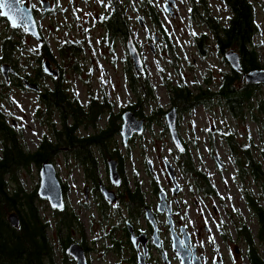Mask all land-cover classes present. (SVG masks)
Masks as SVG:
<instances>
[{"label": "rangeland", "instance_id": "rangeland-1", "mask_svg": "<svg viewBox=\"0 0 264 264\" xmlns=\"http://www.w3.org/2000/svg\"><path fill=\"white\" fill-rule=\"evenodd\" d=\"M51 1L54 11L43 16L40 10V0H27L29 6L38 9L37 21L40 31L54 52L57 60L55 62L65 70L64 84L71 97L77 98L82 106L86 107L93 99L98 102L106 100L113 106L114 114L120 113L122 108L136 105L138 98L130 88L124 69L125 57L129 55L127 43L123 44L120 38L114 42L112 48L104 43L106 30L101 24V16L109 11L114 0ZM116 1L130 6L126 15L132 25L131 34L141 51L146 66V73L143 75L154 90L153 97L143 98L142 109L147 117H150L154 110L163 109L166 111L174 106L171 100L173 87L185 85L193 92H196V87L199 85L213 89L216 88L221 77L225 73H229L230 65L218 56L214 43H210L213 49L206 58H201L197 53L194 45L195 35L202 32L209 33V29L198 17L193 19L189 17V8L193 3L196 4L201 0H175V16L162 10V4L167 3V0H149V6L159 11L160 17L165 21L169 30L170 38L175 45L173 56L177 58L175 59L176 67L169 61L171 57L165 48L166 44L163 38L156 51H152L150 44H154L153 38L156 31L149 23L146 14L147 9L140 5L141 0ZM204 1L209 7L210 14L226 24L230 18V10L225 5L224 0ZM249 1L253 4L256 12L255 18L260 24L259 32L254 40L260 50L261 64L264 65V0ZM139 17L145 19L150 34H146L145 28L139 25ZM4 36H12L19 43V46L25 47L24 52L18 51L16 53L17 58L22 55V58L18 59L19 69L17 71L23 76L27 74L28 79L38 83L34 77L37 64L34 58L30 60L27 55V53L30 54L34 51L38 41L29 35L24 28H13L7 19L0 16V39ZM71 41L79 43L84 48V52L76 58V61L81 65L80 70H76L74 67V60H65L58 51L60 45L68 44ZM130 60L132 62V59ZM132 67L135 71L133 62ZM138 75L140 76V74ZM10 77L12 78V74ZM206 77L210 79L207 84L205 82ZM4 79L5 77L0 70V81ZM45 83L50 85V80L45 81ZM6 84L7 87L3 90L5 96H0V109L19 133L20 141L26 149L35 151L44 138L53 142L54 129L61 128L59 116L44 108L45 105L39 102L38 92L25 86L20 87L12 79H9ZM261 87L264 88V86ZM142 95L144 96V94ZM106 119L107 116L103 115L98 120L100 128L106 126ZM160 120L162 123L153 121L143 134L135 135L130 140L126 149L123 147V153H126L125 170L127 175L130 177L133 171H137L138 178L146 183L145 181L149 176L147 164L150 162L153 165V174L161 182H164L167 176L165 161L168 160L181 172L179 180L182 185L188 186V181L195 178L192 173L181 170L179 163L183 161L182 153L174 146L169 132L165 129V115ZM178 128L184 140L189 142L188 152L192 155L193 166L209 177L208 181L215 192L207 193L204 191L202 193L203 191H200L198 194L195 191L189 192L188 187L182 192L181 199L189 209L190 231L193 235L202 238L203 241L213 240L215 245L221 247L225 257H228V251L222 242L221 235L222 233H230L232 238L230 253L234 256L235 263L239 261L240 264H250V261L247 260L244 239L238 231V225L245 223L255 236L259 226L252 207L247 202L243 188L250 190L255 196H260L264 190L262 184L254 181L252 177L248 176L244 180L242 179L241 167L236 160H243L245 151L248 149L254 158L264 162L262 157L264 152V125L248 117L236 119L217 101H213L209 106L206 104L199 105L189 111L182 112ZM79 130L80 135L94 132L93 129L86 130L84 126H80ZM222 133L234 136L237 143L235 148L229 145L226 136H222ZM120 138L117 136L114 140L122 144ZM215 156H218L225 164L223 168L218 167ZM52 163L55 165L62 183L67 185V205L80 212L84 231L89 241L92 242L98 233L90 229L88 211L79 207L80 200L83 199V184L86 181L83 166H80L78 159L67 148L61 149V152L53 158ZM20 180L27 191L33 192L40 182V168L33 164L30 168L21 170ZM38 205L44 218L55 222L57 219L56 210L50 206L48 200L39 198ZM205 225L209 227L208 233H205ZM50 234L54 235L53 242L56 247L57 264H74L70 260L72 257L68 254L70 259L63 262L62 249L58 244L59 241L54 229L50 231ZM73 234L76 235V232ZM235 245L241 248L240 256H236ZM208 256L213 257L214 261L215 257L212 253L209 252ZM113 263L114 261L108 256L95 260L94 264ZM208 264L212 263L209 262ZM227 264L233 263L228 261Z\"/></svg>", "mask_w": 264, "mask_h": 264}, {"label": "trees", "instance_id": "trees-1", "mask_svg": "<svg viewBox=\"0 0 264 264\" xmlns=\"http://www.w3.org/2000/svg\"><path fill=\"white\" fill-rule=\"evenodd\" d=\"M140 2V5L147 9L146 12L154 17V7L149 6L150 1L141 0ZM224 2L231 11V16L226 24L210 14L209 7L204 0L195 4L196 8H193L194 18L196 16L203 17L200 6L208 10L209 16L204 19V22L210 33L202 32L195 35L194 45L198 55L201 58H206L213 49L210 43H214L217 54L223 57L226 64L228 63L225 54L229 50L238 52L241 58V70L237 71L229 66V73H225L220 82L217 83L216 88L213 89L199 85L196 87V92H193L185 85L173 87L171 100L180 113L189 111L199 105L206 104L209 106L213 101H217L234 118L245 119L248 117L264 125V88L261 87L264 85L249 84L243 80L245 73L256 69H264V65L261 64L259 47L254 40L259 32L260 24L255 18L256 12L249 0H224ZM129 8V5L114 0L109 11L101 16V24L106 30L104 43L110 48L114 46L117 39H122L124 44L131 37L132 25L126 15ZM149 14L148 16H150ZM155 16L159 21L156 13ZM204 16L206 15L204 14ZM156 25L163 32L165 48L171 57L169 61L176 67L175 59L177 58L173 56L175 45L170 38V34L162 24L157 23ZM0 43V64L10 63L16 69H19L18 59L22 58V55L17 58L16 53L18 51L24 52L25 47L19 46V43L12 36L1 37ZM58 51L65 60L75 61L74 67L76 70L81 69V65L76 61V58L84 52V48L79 43L73 41L68 44L63 43L58 47ZM27 55L30 60L34 58L37 64L36 74L34 75L37 82L44 75L43 61L49 59L57 62L46 38L38 42L34 51L30 54L27 53ZM130 59L129 55H126L124 69L130 88L137 95L138 102L136 105L123 109V112L131 110L136 115L144 117L143 98L153 97L154 90L145 75L133 71ZM64 72L63 69V74ZM53 80L54 84L51 87L43 92H38L39 102L45 105L44 108L48 109L50 113L55 112L61 120V128L54 129L53 142L44 138L35 151L26 149L20 141L19 133L0 109V264H57L56 247L53 242L54 235L50 234L52 229H54L59 241L58 244L62 249L63 262L70 259L66 253V248L77 241V234H81L80 237L85 238L80 215L74 209L66 206L63 210L55 211L57 214L55 222L45 219L38 205L37 190L39 184L33 192L27 191L20 180V172L28 167L30 168L33 164L40 168L46 160L53 162V158L61 152V149L67 148L75 155L79 163L86 168L88 176L97 178L98 163L94 158L95 147L98 144L104 145L108 141L110 142L120 132L118 121L121 114H114L113 106L106 100L98 102L93 99L88 107L82 106L77 98L71 97L68 93V89L64 84V76L61 75ZM209 80V78H205L206 84ZM6 87V80L0 81V96H5L3 90ZM261 89L263 90L259 91ZM255 97L258 99H255ZM103 115H106L110 121L104 129L98 126V120ZM161 115H165L163 109L154 110L153 114L147 117L148 127L153 121L162 123V120H160ZM80 126H84L86 130L93 129L94 132L80 135ZM165 129L167 130L166 125ZM222 136H226L229 145L235 148L237 143L232 134L222 133ZM101 152L105 154L103 150ZM181 155L183 156L182 163L177 160L181 170L192 173L200 188L205 192H213V187L208 181L209 177L193 166L192 155L189 152ZM262 157L264 159V152ZM236 162L241 167L242 179L244 180L248 176L252 177L254 181L262 184L264 190V162L254 158L248 149L245 151L243 160L237 159ZM243 191L248 204L252 207L259 227L256 236L253 235L245 223L238 225V231L244 239L246 255L250 264H264V192L262 191L260 196H255L250 190H245V187ZM129 194L131 198H137L141 194L139 183L136 184L134 189L129 190ZM15 211L21 219L19 227L13 226L8 220L9 214ZM74 232H76V235L73 234ZM70 260L74 262L73 259Z\"/></svg>", "mask_w": 264, "mask_h": 264}, {"label": "flooded vegetation", "instance_id": "flooded-vegetation-1", "mask_svg": "<svg viewBox=\"0 0 264 264\" xmlns=\"http://www.w3.org/2000/svg\"><path fill=\"white\" fill-rule=\"evenodd\" d=\"M41 1L42 0H40V3ZM175 8V0L170 2L169 6H166V2L162 4V10L172 16H175ZM193 8H196L194 3L189 8V17L191 19L194 18ZM200 9V12L203 13V17L200 16L201 19L198 16L196 17H198L201 22H204V19L209 16L207 14L208 10L204 7H200ZM34 10L37 16L38 9ZM53 11L52 5L49 11L43 13V16ZM155 13L158 15L159 21H157ZM146 14L150 25H152L151 27L156 31V35H154L153 38L154 44H150V47L154 45L156 50L163 38V32L156 24H162L168 33L169 30L166 27L165 21L160 17V13L157 9L154 8V17L148 12ZM148 14L150 16H148ZM204 14L206 16H204ZM140 25L142 28H145L146 34H150V29L146 27L147 24L144 18L143 23ZM208 32L210 33V30ZM156 37L158 38L155 41ZM221 59L223 60V57ZM45 61L46 60H44L43 63ZM43 63L42 68L44 75L39 79L38 83L28 79L29 76L27 74L26 76L21 75L14 65L13 69L17 74H12V78L10 77V79L15 80L16 84L23 87L22 78H26L32 83L38 84L40 87L39 91L43 92L54 84V78L60 77L61 75L64 76L63 68L56 62L51 61L52 67L56 68L59 72L57 75L47 74L44 70ZM47 80H50V85H46L45 81ZM119 114H121V118L118 121L120 132L117 136L121 137L122 144L114 140L117 137L115 136L111 139L112 141H108L104 145H96L94 158L98 163L96 169L98 177L88 176L86 168L80 164V166H83V173L85 174L86 181L83 184V199L80 200L79 207L88 211L90 216V229L98 233L92 242L89 241L85 231V238L80 237L81 234H77L76 242L84 246L89 264H94L95 260L107 258L108 256L114 261L113 264H183L173 247V239H177L178 237L181 241H184L183 246L188 250L185 251L186 258L189 257L190 264H208L209 262L212 264H227L228 261L234 264L235 258L230 253V249L232 248L230 233H222L221 235L222 242L228 251V257H225L221 247L215 245L213 240L203 241L202 238L193 235L190 231L188 221L189 209L187 204L181 199V194L187 187L189 192L195 191V193L199 194L200 191H203L202 193H204V190L200 188L195 177V179L188 181V186L182 185L179 180L181 172L176 167L178 171V185H175L165 166V173L167 176L165 177L166 180L164 179V182H161L159 178L153 174V165H150V162L147 164V174L149 176L147 181H145L146 183H143L140 178H138L137 171H133L130 177L127 175L125 170L126 153H123V147L126 149L129 144H123V136L121 133L123 109ZM137 117L140 119L144 118L145 127L148 126L146 115L144 117L137 115ZM109 123L110 121L107 118L104 128H106ZM184 142L187 149L183 153H186L189 151V142ZM101 150H103L105 154H102ZM215 159L218 167L223 168V165H219L217 156H215ZM112 172L117 174L112 176ZM137 183L140 185L141 194L137 198H131L129 190L134 189ZM105 190L109 193L107 196ZM63 191L66 199L68 188L64 183ZM213 193H215L214 190ZM66 206L68 205L66 204ZM76 213L80 215V212L76 211ZM204 230H206L205 233H208L209 227L205 225ZM187 237H189V243L186 245L185 241ZM234 248L237 253L236 256H240L241 248H239L238 245H235ZM209 252L215 257L214 261L213 257L210 258L208 256ZM235 264L240 263L238 261Z\"/></svg>", "mask_w": 264, "mask_h": 264}, {"label": "water", "instance_id": "water-1", "mask_svg": "<svg viewBox=\"0 0 264 264\" xmlns=\"http://www.w3.org/2000/svg\"><path fill=\"white\" fill-rule=\"evenodd\" d=\"M174 0H168L166 6H169V2H173ZM41 10L42 12H47L51 9L52 3L49 0H42L41 1ZM24 8L31 9V11H26L22 15H17L15 18V25L13 26V18L10 12L8 17L2 16L3 18L7 19L10 23V26L13 28H25L26 32L31 35L37 41H42L43 37L39 30V25L37 22V18L35 16L33 8L29 7L27 0H25ZM4 11H9V9L5 8ZM140 24L143 23V19H139ZM158 37H156L155 41ZM127 50L129 53L130 58L132 59L133 66L135 72L137 73H145V63L138 49L136 42L131 35L129 42L127 43ZM152 51L155 52V47L152 45ZM225 59L230 64L231 68L237 71L241 70V58L240 54L234 50H229L225 54ZM44 70L49 75H57L59 72L56 68L52 67V63L50 60H46L43 63ZM1 72L3 73L5 80L9 81L10 74H17V72L13 69L10 64H2L0 67ZM243 80H245L249 84H256V85H264V69H256L250 72H247L243 75ZM22 82L26 88L31 89L33 91H39L40 87L38 84H34L27 80L26 78H22ZM177 118L178 112L176 108H172L166 114V120L168 123V127L171 133L172 140L176 145L179 152H185L186 146L182 141L179 132L177 131ZM145 127V119L141 118L138 119L136 114L131 111L127 110L123 113V125H122V136L123 142L125 145H128L129 140L133 138L135 134H143ZM217 161L220 166H222L221 161L217 158ZM151 165V163H150ZM165 166L167 168L168 174L175 183L178 185L177 178H176V169L170 161L165 162ZM112 172V176L116 174ZM106 196L109 194L107 190H105ZM37 194L39 198L47 199L50 206L56 210H62L66 206L65 195L63 192V185L58 176L57 169L55 165L50 161H44L40 166V182ZM9 222L15 226L19 227L21 223V219L19 214L15 212H11L8 216ZM185 240V239H184ZM181 239L178 237L177 239H173V247L174 250L179 258H181L183 264H190L189 257L186 258L185 251H188L185 246L180 244ZM189 243V237H187L185 244ZM175 245V246H174ZM66 253L70 255L76 264H89L87 253L83 245L74 242L70 244L66 248Z\"/></svg>", "mask_w": 264, "mask_h": 264}, {"label": "snow or ice", "instance_id": "snow-or-ice-1", "mask_svg": "<svg viewBox=\"0 0 264 264\" xmlns=\"http://www.w3.org/2000/svg\"><path fill=\"white\" fill-rule=\"evenodd\" d=\"M24 3H25V0H0V16L8 17L11 12L12 18H13V26H16L15 25L16 16L22 15L26 11H31V9L26 10L24 8ZM5 8L9 9V11H4ZM193 35H195V33H193ZM183 243L184 241H180L181 245H183Z\"/></svg>", "mask_w": 264, "mask_h": 264}]
</instances>
